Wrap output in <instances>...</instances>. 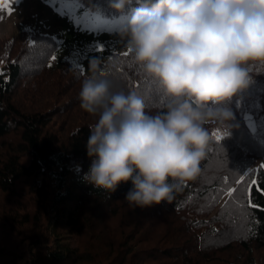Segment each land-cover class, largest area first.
Returning a JSON list of instances; mask_svg holds the SVG:
<instances>
[{
  "label": "trees",
  "instance_id": "obj_1",
  "mask_svg": "<svg viewBox=\"0 0 264 264\" xmlns=\"http://www.w3.org/2000/svg\"><path fill=\"white\" fill-rule=\"evenodd\" d=\"M40 1L57 34L21 29L0 41V264H264V65L250 66L248 88L223 105L228 135L218 142V123L205 125L198 177L170 204L133 209L131 181L111 193L85 180L99 117L80 107L79 91L98 59L117 88L140 91L149 112L164 109L119 35L146 0L123 11L115 0Z\"/></svg>",
  "mask_w": 264,
  "mask_h": 264
},
{
  "label": "clouds",
  "instance_id": "obj_2",
  "mask_svg": "<svg viewBox=\"0 0 264 264\" xmlns=\"http://www.w3.org/2000/svg\"><path fill=\"white\" fill-rule=\"evenodd\" d=\"M119 35L166 103L149 112L140 91L117 88L93 59L79 91L80 107L99 117L89 126L85 180L111 193L131 181L125 201L133 209L170 204L201 171L211 141L205 125L230 128L223 105L248 88L250 66L264 65V0H146Z\"/></svg>",
  "mask_w": 264,
  "mask_h": 264
},
{
  "label": "rangeland",
  "instance_id": "obj_3",
  "mask_svg": "<svg viewBox=\"0 0 264 264\" xmlns=\"http://www.w3.org/2000/svg\"><path fill=\"white\" fill-rule=\"evenodd\" d=\"M57 22L51 8L40 0H0V41L17 37L21 29L29 35L37 32L56 35L59 30ZM4 67L5 63L1 61L0 72ZM248 120L251 122L250 117ZM230 129L231 126L228 129L217 124L211 132L219 131L223 134ZM260 163L261 161L256 162L252 168L257 169ZM222 203L223 201L219 205Z\"/></svg>",
  "mask_w": 264,
  "mask_h": 264
},
{
  "label": "snow or ice",
  "instance_id": "obj_4",
  "mask_svg": "<svg viewBox=\"0 0 264 264\" xmlns=\"http://www.w3.org/2000/svg\"><path fill=\"white\" fill-rule=\"evenodd\" d=\"M101 51H102V49H101ZM129 53H130V51L124 53V55L126 56ZM51 59L54 61L56 59V56H54V55L51 56ZM226 135H228V134L227 133H223L222 134L219 131L213 133V136H214L215 140L218 141V142L222 141ZM261 167L264 168V165H262Z\"/></svg>",
  "mask_w": 264,
  "mask_h": 264
}]
</instances>
